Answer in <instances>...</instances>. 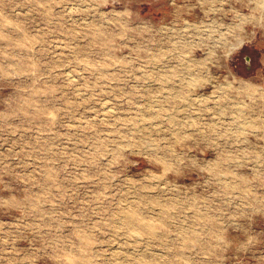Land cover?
<instances>
[{"label": "rangeland", "instance_id": "1", "mask_svg": "<svg viewBox=\"0 0 264 264\" xmlns=\"http://www.w3.org/2000/svg\"><path fill=\"white\" fill-rule=\"evenodd\" d=\"M0 264H264V0H0Z\"/></svg>", "mask_w": 264, "mask_h": 264}]
</instances>
